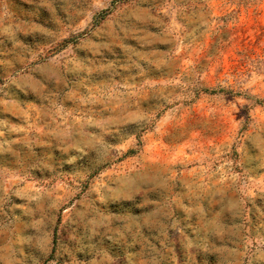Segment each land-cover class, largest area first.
I'll use <instances>...</instances> for the list:
<instances>
[{
    "label": "rangeland",
    "instance_id": "374dc122",
    "mask_svg": "<svg viewBox=\"0 0 264 264\" xmlns=\"http://www.w3.org/2000/svg\"><path fill=\"white\" fill-rule=\"evenodd\" d=\"M0 264H264V0H0Z\"/></svg>",
    "mask_w": 264,
    "mask_h": 264
}]
</instances>
